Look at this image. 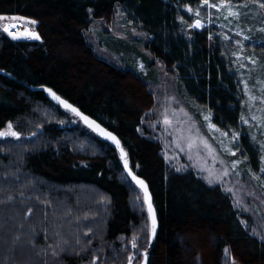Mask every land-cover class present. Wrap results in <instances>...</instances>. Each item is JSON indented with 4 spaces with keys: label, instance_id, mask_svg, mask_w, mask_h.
<instances>
[{
    "label": "trees",
    "instance_id": "obj_1",
    "mask_svg": "<svg viewBox=\"0 0 264 264\" xmlns=\"http://www.w3.org/2000/svg\"><path fill=\"white\" fill-rule=\"evenodd\" d=\"M200 6L202 0H0V15L35 20L41 39L15 41L0 32V131L11 123L20 133L19 139L0 137V247L10 241L8 250L17 254L24 249L20 242L27 243L30 264H127L133 238L138 252L149 250L144 195L126 174L117 147L53 103L45 92L51 89L116 136L131 170L147 184L157 218L147 264H264V240L232 196L192 169L174 171L161 143L140 133L144 113L154 105L145 81L97 56L85 36L93 20L109 19L121 8L148 35L147 49L175 73L187 96L214 124L234 131L245 108L244 89L213 28L190 27L195 19L186 8ZM240 142L254 153L248 137ZM80 189L94 192L87 203L79 199ZM65 198L59 211L67 216L55 220L56 201ZM17 216L21 230L7 224ZM8 260L16 263L14 256Z\"/></svg>",
    "mask_w": 264,
    "mask_h": 264
},
{
    "label": "rangeland",
    "instance_id": "obj_2",
    "mask_svg": "<svg viewBox=\"0 0 264 264\" xmlns=\"http://www.w3.org/2000/svg\"><path fill=\"white\" fill-rule=\"evenodd\" d=\"M220 2L221 0L210 3ZM232 3L247 4V7L234 9L240 12L238 20L228 17L225 9L218 11L215 8L209 9L207 5L191 8L192 12L188 11V7L186 11L195 20L201 19L207 27L213 28L214 34L219 38L223 47V55L232 62L233 69L242 83L245 94V108L242 116L248 123H244L241 119L239 128L234 131H227L214 124L210 113L187 96L175 73L167 69L147 49L148 35L139 26L127 20L121 8H117L115 14L109 19L93 20L85 36L97 56L118 67L131 69L147 84L153 94L154 105L144 113L139 131L161 143L162 153L168 166L179 172L192 169L209 185L220 186L225 192L227 188H232L233 191L227 193L232 196L235 205L249 216L250 223L247 225L261 239L264 236V172L261 171L264 168V159H262L264 157V147H262L264 144V102H262L264 100V91H262L264 89V32L260 29L264 28V9L259 8L253 0L239 2L233 0ZM197 9L200 11L199 17L195 16ZM209 13L213 20L211 24L207 23ZM26 21L31 20L0 21V32L3 31L4 26L11 24L17 25L11 30L18 34L26 30L35 32V24H29ZM221 24L224 27H221ZM192 29L202 30L203 28ZM224 35L230 39L225 40ZM245 36L250 39L245 40ZM237 41L240 43L238 44ZM252 60L256 63L253 64ZM250 97H255V99L250 100ZM165 115L172 121L171 125H165ZM205 116L209 119L205 120ZM253 116L257 119L253 120ZM211 124H214L215 128H211ZM6 130L7 128L2 131ZM224 132L228 135L223 136ZM233 132L239 133L235 140H233ZM244 136L248 137L254 151V153L251 152L252 155L241 146L240 141ZM189 138L196 144V147L191 150L188 149ZM204 141L210 148L205 147ZM181 148L184 150L181 151ZM227 149H231L236 155H231ZM234 161H239L235 168L232 167ZM225 170L229 173L227 176H223ZM253 174L259 176L260 179H254ZM217 175L221 177L222 182L216 180ZM209 179H212L213 183H209ZM25 183L28 186V182ZM83 191L85 190H79V199L87 203L94 192L92 191L88 196ZM56 202L58 214H55V220H64L67 215L59 209L66 207L67 198ZM19 220L17 216L7 224L14 222L12 229L21 230ZM1 222L0 219V230L2 229ZM39 226L40 224L37 223L32 229L37 230ZM53 235L56 233L54 232ZM3 237L2 235L1 242L4 241ZM6 237L12 239L13 235L8 231ZM65 238L69 241L72 235L67 234ZM135 243L137 245V239ZM9 246L10 241L0 247V264L2 262L6 264V261L11 262L8 260L9 256L16 258V263L13 262V264H24V260L30 264V259L24 251L28 249L27 243L20 242L19 246L24 249L19 250L17 254L8 250ZM137 249L138 245L135 248L132 246L133 253L129 257L133 259L130 262L128 257L127 264H136L138 258L144 253V250L138 252ZM6 255L8 257L5 259ZM226 258L229 259L227 254ZM141 262L142 256L137 264Z\"/></svg>",
    "mask_w": 264,
    "mask_h": 264
},
{
    "label": "snow or ice",
    "instance_id": "obj_3",
    "mask_svg": "<svg viewBox=\"0 0 264 264\" xmlns=\"http://www.w3.org/2000/svg\"><path fill=\"white\" fill-rule=\"evenodd\" d=\"M253 2L254 3H257L259 8L264 9V0H253ZM202 5H207V7L209 9L215 8L218 11H220L222 9H225V10H227V16L228 17H234L237 20L240 17V12L238 10H234V9H239V8H242V7H247V4L235 5V4H233L231 2V0H221V2L218 3V4L217 3H210V0H202ZM188 11L189 12H192V9L191 8H188ZM195 16H197V17L200 16L199 9H197L195 11ZM225 18L227 19V17H225ZM7 19H10V20H13V21H16V20L24 21L25 20L24 17H14V16L13 17H5V16L0 15V21L7 20ZM26 23L35 24L36 21L35 20L26 21ZM207 23L208 24L213 23V20L211 18V13H209V15H208ZM205 26L206 25L204 23H202L201 19H196L194 21V23L192 25H190V27L196 28V29H202ZM16 27H17L16 24L7 25V26H4L3 27V31L6 32L9 36H11L13 39H20L22 37H24V38H30V39H40L39 35L37 33H35V32H32V31H27L26 30L25 32H22V33H19L18 34L17 32H14V31L11 30V29L16 28ZM221 27H224V25L221 24ZM260 31L264 32V28L260 29ZM211 38L212 37L210 35L209 36V39H211ZM223 38L225 40L230 39V37H228L227 35H224ZM244 39L245 40H248V39H250V37L245 36ZM237 43L239 44L240 41H237ZM249 59H251V58L249 57ZM252 63L255 64L256 61L255 60H252ZM246 87H247V85H246ZM48 91L51 93V95L53 96V98L55 100H57L60 104H62L66 109L70 110L72 113H74L75 115L79 116L83 120V122L90 129H92L93 131L97 132L100 136H102V137H104V138L112 141V143H114L116 145V147L120 149L121 157L124 158V167L126 169H128V174L131 176L132 180L135 181L136 184H138L144 190V199H145V202L147 203V206H148V214H149V217H150V220H151V226H150L151 236L152 237H155L156 228H157V218H156L155 210H154L153 205H152V202H151V195H150V193L148 191V187H147L145 181L142 180V179H140L139 177H137L135 174L132 173L131 169H129L128 162H127V159H126V153L124 152V149L121 147L120 141L111 132L105 130L99 124H97L94 120H91L88 116H86L83 113H81L79 111V109L73 107L67 101L62 100L54 92H51V89H49ZM262 91H264V89H262ZM249 99L250 100H253V99H255V97H250ZM262 102H264V100H262ZM181 111H183V110H181ZM208 119H209V117L208 116H205V120H208ZM241 119L243 120L244 123H248V121L243 116L241 117ZM252 119L253 120H256L257 117L253 116ZM164 123H165V125H171L172 124V121L169 120L167 118V116L165 115ZM210 127L211 128H215V125L214 124H211ZM217 131H219V130L217 129ZM222 135L223 136H227L228 133L224 132V133H222ZM7 136H12V137H15L17 139L20 138V133L13 130V125L11 123H9L7 125V130L6 131H0V137H7ZM238 136H239V133L233 132V140L237 139ZM204 145H205L206 148H210V146L207 144L206 141H204ZM177 146L179 147V145H177ZM194 147H196L195 142H193L191 140V138H189L188 149L191 150ZM262 147H264V144H262ZM183 150L184 149L181 148V151H183ZM227 151H229L230 154L233 155V156L236 155V153L235 152H232L231 149H227ZM262 159H264V157H262ZM221 163H223V161H221ZM238 163H239V161H234L233 164H232V167L235 168ZM261 171L264 172V168H262ZM228 174L229 173H228L227 170H225L223 172V176H227ZM236 175H239V173H236ZM253 178L254 179H257V180L260 179V177L259 176H255V174H253ZM216 180L217 181H221V177L219 175H217L216 176ZM209 183H213V180L212 179H209ZM226 191L227 192H232L233 189L232 188H227ZM249 194L251 195L252 193H249ZM261 239L264 240V236H262ZM132 246H133V248H135L137 246L136 243H135V238H133V244H132ZM225 252H227V249H225ZM132 259H133V257H129V261L130 262H131ZM143 259H144V264H147V252L146 251L143 253ZM233 264H235L234 261H233Z\"/></svg>",
    "mask_w": 264,
    "mask_h": 264
},
{
    "label": "water",
    "instance_id": "obj_4",
    "mask_svg": "<svg viewBox=\"0 0 264 264\" xmlns=\"http://www.w3.org/2000/svg\"><path fill=\"white\" fill-rule=\"evenodd\" d=\"M36 33V32H35ZM38 34V33H37ZM11 37V36H10ZM12 38V37H11ZM13 39V38H12ZM13 40H15V41H40L41 39H30V38H24V37H22V38H20V39H13ZM49 89H45V92H46V94H47V96H48V98L53 102V103H55V104H57V105H59V106H62L63 108H65L62 104H60L57 100H55L54 98H53V96L51 95V93L48 91ZM62 99V98H61ZM62 100H64V99H62ZM70 104V103H69ZM72 105V104H71ZM73 106V105H72ZM74 107V106H73ZM76 108V107H75ZM70 111V110H69ZM71 112V111H70ZM81 112V111H80ZM82 113V112H81ZM74 114V113H73ZM85 115V114H84ZM77 116V115H76ZM87 116V115H86ZM80 120H81V122H82V124H84L88 129H90L84 122H83V120L79 117V116H77ZM90 118V117H89ZM91 119V118H90ZM91 120H93V119H91ZM95 121V120H94ZM96 122V121H95ZM97 123V122H96ZM98 124V123H97ZM101 126V125H100ZM102 127V126H101ZM102 128H104V127H102ZM105 129V128H104ZM93 133H95L96 135H98L99 137H101L102 139H104V140H106L107 142H109V143H111L113 146H115L116 147V145L114 144V143H112V141H110V140H108V139H106V138H104V137H102V136H100L97 132H95V131H93L92 129H90ZM105 130H107V129H105ZM108 131V130H107ZM121 144V143H120ZM118 149V151H119V154H120V149L119 148H117ZM125 152V151H124ZM120 159H121V164H122V166H123V168H124V170H125V172H126V174L130 177V179L132 180V178H131V176L128 174V169H126L125 167H124V158H122L121 157V154H120ZM129 166V165H128ZM129 169H131L130 168V166H129ZM132 171V170H131ZM132 173L133 174H135L133 171H132ZM136 175V174H135ZM137 176V175H136ZM138 177V176H137ZM141 179V178H140ZM133 181V180H132ZM134 183H135V185L142 191V193H143V195H144V190L138 185V184H136V182L135 181H133ZM147 185V184H146ZM149 191V190H148ZM150 193V192H149ZM145 200V199H144ZM152 202V201H151ZM145 204H146V207H147V211H148V206H147V203L145 202ZM154 208V207H153ZM149 219H150V217H149ZM150 225H151V220H150ZM156 230H157V228H156ZM155 237H156V234H155ZM155 237H152L151 236V231H150V243H149V247H148V249L150 250L151 248H152V246H153V243H154V241H155ZM149 250L147 251V259H148V255H149ZM141 264H144V259H143V261H142V263Z\"/></svg>",
    "mask_w": 264,
    "mask_h": 264
}]
</instances>
